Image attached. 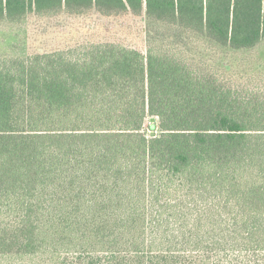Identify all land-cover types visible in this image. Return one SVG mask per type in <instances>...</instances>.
<instances>
[{
  "label": "trees",
  "instance_id": "1",
  "mask_svg": "<svg viewBox=\"0 0 264 264\" xmlns=\"http://www.w3.org/2000/svg\"><path fill=\"white\" fill-rule=\"evenodd\" d=\"M91 9L264 40V0H0V21ZM0 264H264V97L164 47L0 59Z\"/></svg>",
  "mask_w": 264,
  "mask_h": 264
},
{
  "label": "rangeland",
  "instance_id": "2",
  "mask_svg": "<svg viewBox=\"0 0 264 264\" xmlns=\"http://www.w3.org/2000/svg\"><path fill=\"white\" fill-rule=\"evenodd\" d=\"M112 42L147 53L164 47L204 74L219 76L250 98L264 97V40L254 48H225L198 32L150 19L146 13L27 14L21 21H0V59ZM148 118L144 131L149 135Z\"/></svg>",
  "mask_w": 264,
  "mask_h": 264
}]
</instances>
